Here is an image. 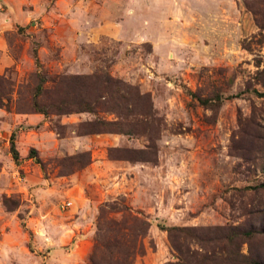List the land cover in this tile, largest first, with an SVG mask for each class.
Here are the masks:
<instances>
[{"label":"rangeland","instance_id":"1","mask_svg":"<svg viewBox=\"0 0 264 264\" xmlns=\"http://www.w3.org/2000/svg\"><path fill=\"white\" fill-rule=\"evenodd\" d=\"M0 40L12 60L2 109L39 115L0 141V264H89L99 206L119 199L150 222L134 264L176 261L173 243L193 264H214L212 246L216 264H264V0H0ZM39 70L149 94L155 161L119 159L146 135L79 133L112 113L19 112V85L29 98ZM81 152L90 162L70 172L63 159ZM232 226L254 231L239 249L213 240Z\"/></svg>","mask_w":264,"mask_h":264},{"label":"trees","instance_id":"2","mask_svg":"<svg viewBox=\"0 0 264 264\" xmlns=\"http://www.w3.org/2000/svg\"><path fill=\"white\" fill-rule=\"evenodd\" d=\"M34 77L36 84L32 87V94L29 98L22 97V85H19L18 104L20 105L22 102L25 106L19 107V112H36L44 115L49 113H96L98 111L112 113L115 115L114 119L97 117L80 122L79 133L146 135L149 143L145 148L131 150V155L121 156L119 159L155 161L154 138L157 130L153 125L155 118L149 94L142 93L135 86L126 84L108 74L59 75L53 80H48L46 75L39 70L34 73ZM49 81L53 83L52 86L46 85ZM11 87L10 78L5 74H0V108L8 107V94ZM59 89H63V93L58 91L56 95H49ZM114 150V148L109 149V155ZM11 151L14 159H17V151L14 146H11ZM30 152L34 154L36 150L32 148ZM63 160L69 161L72 167L71 172L86 166L90 162V155L89 152H81ZM3 202L7 205L8 198H5ZM111 213H120L121 218L109 217ZM97 221V231L89 256V264H134L136 256L144 254L143 239L148 232L150 222L139 212H134L122 199L101 204ZM211 229L214 232L215 230H230L226 234L214 236L213 240L225 239L229 246L233 245L238 249L242 243L238 241L239 237H249L254 234V231H243L236 226ZM169 230H179V228L171 227ZM173 245L179 251V256L176 261H169L165 264H193L191 261L195 256L194 250L188 247L187 252L183 254L182 246L176 243ZM217 247L212 246L211 250L204 253L202 256L204 262L217 263L218 254H220L215 250ZM254 263L260 264L255 261Z\"/></svg>","mask_w":264,"mask_h":264},{"label":"crops","instance_id":"3","mask_svg":"<svg viewBox=\"0 0 264 264\" xmlns=\"http://www.w3.org/2000/svg\"><path fill=\"white\" fill-rule=\"evenodd\" d=\"M6 46L5 43H3L0 40V52H1V58H0V65L3 68L4 66L9 65L12 60L10 58V62H8V54L5 51ZM39 117L38 114H32V115H23L18 113H9L6 110L0 108V141L3 142V146L8 143V135L12 134L16 131V127L20 125L21 121H25L26 124H32L37 118ZM21 131V130H19ZM20 138V135L17 134V140ZM6 140V142H4ZM13 143V141L11 142Z\"/></svg>","mask_w":264,"mask_h":264}]
</instances>
